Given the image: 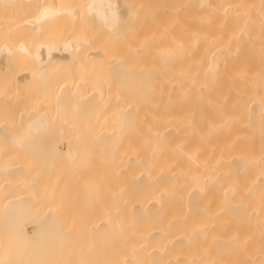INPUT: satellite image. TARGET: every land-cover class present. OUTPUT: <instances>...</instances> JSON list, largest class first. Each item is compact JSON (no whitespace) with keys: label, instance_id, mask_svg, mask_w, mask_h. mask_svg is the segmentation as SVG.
Returning <instances> with one entry per match:
<instances>
[{"label":"bare ground","instance_id":"6f19581e","mask_svg":"<svg viewBox=\"0 0 264 264\" xmlns=\"http://www.w3.org/2000/svg\"><path fill=\"white\" fill-rule=\"evenodd\" d=\"M263 29L264 0H0V264H264V103L253 157L186 111L249 44L261 75Z\"/></svg>","mask_w":264,"mask_h":264},{"label":"rangeland","instance_id":"374dc122","mask_svg":"<svg viewBox=\"0 0 264 264\" xmlns=\"http://www.w3.org/2000/svg\"><path fill=\"white\" fill-rule=\"evenodd\" d=\"M179 10L181 12L180 14L182 15L183 20L181 19L180 22V18H177L176 22L179 21V23L183 24L179 26V23H177L178 26L176 28L180 27L179 31L181 36L188 40L191 37L193 31L196 30V28H201V25L198 27L195 26V28L193 27V24L200 22V17L204 12H206L207 9L205 8V10H198L195 7L190 9L187 8L186 5L184 6V4H182ZM190 24L192 25V27H189ZM254 31L255 33H253V35H258L259 30L257 32L256 28L254 27ZM254 50L255 47H251V44L247 45L242 49V52L237 57L235 56L234 61L232 62L234 64L232 66L234 69H237L238 67H247L249 69H252L251 72L244 75V77L220 80V84L209 93L213 98L219 101V108L217 110L215 109L209 111L207 115L202 119L192 116L191 112L188 111L190 109L186 110L189 120L193 121L198 127H201L203 130H212L211 135L206 139L205 142L207 151L212 155L216 153L222 142H224L226 139H234L236 141L238 146H235L234 148L240 149L241 147L239 146H243L244 149H242V151H239L244 153L245 155L253 157L257 152V149L255 148V142L257 138L256 136L252 135L253 131L251 125L249 124V113L242 112L239 107V103L241 101L250 98H252L253 100H262V102L264 103V64L263 68L260 70L261 75L258 78L252 76L253 70L255 72L257 66L256 57L258 52ZM186 57L187 56H181L179 65L188 62V58ZM184 60L186 61L185 63ZM204 82L205 81L202 80V83ZM176 93L179 92L176 91ZM187 100L188 98H185V101ZM233 111H238L241 122L239 126L233 128V130H230V132L228 133V128L224 127L221 122H219V119L225 113L232 114ZM195 136V134H193V136L191 137L185 135L187 144H193L196 138ZM260 138L261 140H264V134H262ZM231 152V155L237 154V151L233 150Z\"/></svg>","mask_w":264,"mask_h":264}]
</instances>
